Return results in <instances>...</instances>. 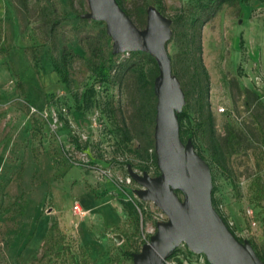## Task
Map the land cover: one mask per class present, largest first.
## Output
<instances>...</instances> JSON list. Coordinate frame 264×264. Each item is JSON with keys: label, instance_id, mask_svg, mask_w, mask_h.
Segmentation results:
<instances>
[{"label": "rangeland", "instance_id": "374dc122", "mask_svg": "<svg viewBox=\"0 0 264 264\" xmlns=\"http://www.w3.org/2000/svg\"><path fill=\"white\" fill-rule=\"evenodd\" d=\"M200 1L123 0L140 29L150 8L171 20L167 50L172 72H179L173 75L188 92L183 108L195 123L209 112L214 117L221 165L209 131L195 144L210 164L215 208L264 256V198L258 199L256 186L264 187V0L224 5L202 26L208 83L202 74L197 82L195 57L186 46ZM89 13L90 0H0V264H135L129 253L140 252L168 220L139 196L142 186L129 174L131 167L140 175H161L144 146L139 114L147 98L139 72L151 79L155 67L144 51L115 53L111 38L107 77L95 75L74 33L77 26L106 24ZM52 23H58L53 30ZM65 45L79 55L67 67ZM92 88V107L79 110ZM128 202L135 210L126 208ZM81 204L96 208L87 217L84 211L76 215ZM249 207L258 223L255 238L245 233ZM192 261L208 264L204 255Z\"/></svg>", "mask_w": 264, "mask_h": 264}, {"label": "water", "instance_id": "95a60500", "mask_svg": "<svg viewBox=\"0 0 264 264\" xmlns=\"http://www.w3.org/2000/svg\"><path fill=\"white\" fill-rule=\"evenodd\" d=\"M88 18L105 21L114 41V52L144 51L157 62L154 82L158 97L155 118V151L160 177L140 175L129 167L130 177L142 186L138 192L167 215L141 251L133 254L135 264H165L185 244L204 255L209 264H264L249 241H239L212 202L210 166L195 151L191 140L180 138L178 113L185 95L172 72L167 44L172 37L171 20L154 8L148 10L147 25L138 28L116 0H90ZM181 192L180 199L177 193ZM120 241V236H115Z\"/></svg>", "mask_w": 264, "mask_h": 264}, {"label": "trees", "instance_id": "16d2710c", "mask_svg": "<svg viewBox=\"0 0 264 264\" xmlns=\"http://www.w3.org/2000/svg\"><path fill=\"white\" fill-rule=\"evenodd\" d=\"M119 4V6L124 10V12L128 15V17L131 18V15L129 14V11L126 9L123 0H116ZM245 0H202L200 1L198 5V16L195 17L191 24L194 27V32L192 35L187 39L186 46L188 48V53H192L194 58V65H195V72L194 76L198 79V83H201V74L204 76V79L207 81V83L210 80L209 73L206 69L205 63L203 61L202 52H203V45H202V34H201V28L206 23L211 21L215 15L219 12V10L224 5H236L238 3H241ZM160 12L162 10L160 9ZM133 21V20H132ZM134 22V21H133ZM58 23H52L51 29L53 30ZM135 24V22H134ZM196 30L198 31L196 34ZM74 33L78 37L79 42H81L87 53H88V64L92 70V72L97 75L106 78L107 73L103 70V64L108 58L107 53V44L109 40L111 39V36L109 35L107 31L106 24L98 29L88 28L87 26H77L74 28ZM196 39L198 41H196ZM243 41H241L242 43ZM79 55L70 47L65 45L63 47L62 51V61L64 67H67L69 62L78 57ZM144 56H146L150 62L154 65L156 74L151 76V79H148L147 76L143 72H139L138 80L141 83L142 88H144V94L146 95L145 103L142 104V107L139 110L140 118L143 125V132H142V138L144 141V146L146 147L147 151L151 150L150 158L152 162L154 163L155 167L158 169V163H157V155L155 151V137H154V129H155V118H156V106L158 102V97L156 96L154 92V82L155 78L159 75V68L157 65L156 60L149 54L145 53ZM197 56V58H196ZM56 72L59 74H62V70L56 69ZM173 73L179 77V72L175 71L173 69ZM64 83L66 85H69V80L67 79V73L64 74ZM18 88L23 96L26 97V91L24 88L23 83L19 80L18 81ZM182 91L184 92L185 98L187 99L188 92L182 88ZM94 95L93 88L89 90L88 95H84L83 104L78 107L79 110H90L92 107V97ZM199 107L203 109V102L200 100ZM178 119H179V126H180V138L183 143H186L187 141L191 140L195 151L198 153L199 156H201L206 163L210 166L209 162H207L206 158L202 155L201 151L198 149V146L195 144V138L198 134H203L205 132L209 131V139L211 143V148L214 153V159L215 162H217L219 165H221L220 157L222 156L221 153V147L220 144L215 136V128H214V117L211 112L208 113L207 117L205 119H202L199 123H195L193 121L192 117H190L187 107H184L180 113H178ZM124 139L126 142H129L130 136L127 130L124 131ZM129 152H134L131 149H129ZM140 157L142 155L139 154ZM257 186V196L259 200H263L264 198V187L263 185L258 181L256 183ZM181 193V192H178ZM214 194H215V187L213 186L212 191V202L214 207H216L215 201H214ZM126 208L130 210H135L136 205H134L131 202L126 203ZM221 215V214H220ZM223 217V216H222ZM224 221L232 231V233L236 236L234 230L229 226L225 218L223 217ZM237 239L241 242L244 240L238 236H236ZM254 248L257 256L260 258V260L264 263V256L259 254L254 246V243L252 241H249ZM138 253V252H137ZM178 253H181L180 248L178 247L170 258L175 257ZM134 253H129V256L133 259ZM168 258V259H170ZM206 262L209 264V262L206 260Z\"/></svg>", "mask_w": 264, "mask_h": 264}, {"label": "built area", "instance_id": "2783aa9c", "mask_svg": "<svg viewBox=\"0 0 264 264\" xmlns=\"http://www.w3.org/2000/svg\"><path fill=\"white\" fill-rule=\"evenodd\" d=\"M219 110L222 113L226 112V108L225 107H221ZM74 213L76 215H80V216L84 214V212L82 211V208L80 207V205H75ZM245 215H246V218H247V220L249 222V228L247 229V231L245 233L249 237L255 238L256 237L255 231L258 228V223H257V221L255 219V213H254L253 209L250 208V207L248 209H246ZM236 236H238V235L236 234ZM181 246L186 247L185 254L182 253V252L178 253L175 257L167 259L165 261V264H197L196 262H194L192 260L193 259L194 260L197 259V256H200V254L193 253L185 244H181ZM189 260L191 262H189Z\"/></svg>", "mask_w": 264, "mask_h": 264}, {"label": "crops", "instance_id": "0c3cea01", "mask_svg": "<svg viewBox=\"0 0 264 264\" xmlns=\"http://www.w3.org/2000/svg\"><path fill=\"white\" fill-rule=\"evenodd\" d=\"M81 207H82V211H84L85 212V215L83 216V217H87V214L88 213H90L91 211H93V210H95V208H96V206H90V207H86V208H84V205L83 204H81ZM77 226H79L78 224H76Z\"/></svg>", "mask_w": 264, "mask_h": 264}]
</instances>
